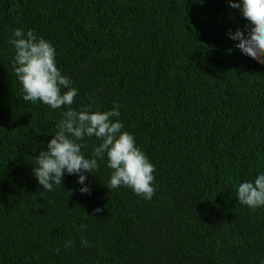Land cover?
<instances>
[{
  "label": "trees",
  "instance_id": "trees-1",
  "mask_svg": "<svg viewBox=\"0 0 264 264\" xmlns=\"http://www.w3.org/2000/svg\"><path fill=\"white\" fill-rule=\"evenodd\" d=\"M247 23L228 0H0V264H264V207L236 197L264 174V64L227 35ZM16 28L53 45L71 107L118 105L155 167L150 200L108 189L106 156L84 185L38 183L66 107L22 99ZM78 142L91 158L101 140Z\"/></svg>",
  "mask_w": 264,
  "mask_h": 264
},
{
  "label": "clouds",
  "instance_id": "clouds-1",
  "mask_svg": "<svg viewBox=\"0 0 264 264\" xmlns=\"http://www.w3.org/2000/svg\"><path fill=\"white\" fill-rule=\"evenodd\" d=\"M230 7L238 9L248 22L245 31L237 28L227 35L236 41L235 47L242 54L264 64V0H228ZM9 42L14 46L13 71L23 91L22 99L37 101L52 109L66 107L62 119L57 123V131L47 142L46 150L35 157L32 174L44 190L53 191L55 185H62V177L79 174L78 183L84 185L85 173H93L98 167V159L107 157V167L111 175L108 189L125 186L136 195L150 200L155 194L154 165L146 154L136 145L134 136L123 130L119 119L118 105L111 110H91V105L79 110L71 107L77 95V89L71 87V79L63 75L56 65V51L53 45L34 31L23 28L13 29ZM85 136H95L101 143L93 148L91 158H86L79 143ZM81 193H90L87 186L79 189ZM236 197L240 204L250 209L264 207V174L258 175L254 182L239 184ZM101 208L94 209L100 213ZM85 247L90 246L86 239ZM72 242L65 243L71 247ZM58 251V249H57Z\"/></svg>",
  "mask_w": 264,
  "mask_h": 264
}]
</instances>
